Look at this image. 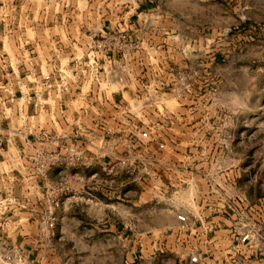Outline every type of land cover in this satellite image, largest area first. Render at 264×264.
I'll use <instances>...</instances> for the list:
<instances>
[{"label":"crops","instance_id":"0c3cea01","mask_svg":"<svg viewBox=\"0 0 264 264\" xmlns=\"http://www.w3.org/2000/svg\"><path fill=\"white\" fill-rule=\"evenodd\" d=\"M108 1L132 8L122 10L121 21L107 18V26L93 31L90 22L96 18V0H0V196L16 201L0 217V240L8 247H21L29 264H53L60 258L61 244L56 240L64 238V225H72V246L77 248L86 245L82 234L103 231L113 242L119 262L127 263L124 228L129 225L130 204L139 215L147 207L171 214L168 223L152 224L168 225L160 229L174 230L180 223L177 215L186 214L185 231L175 230L169 239L176 248L193 239L205 247L228 226L219 216L225 209L212 202L214 196L207 194L193 169L199 161L186 152L203 146L197 135L212 132L208 118L215 113L211 114L208 102L214 93L200 79L191 82L179 98L174 92L170 48L160 45L162 34L171 37L174 30L166 32L158 23L167 20L175 26L180 20L157 5L143 7L140 0L102 2L107 6ZM84 22L87 26L82 29ZM117 25L129 30L134 45L124 56L97 54L101 71L93 79L84 70L88 39L101 37ZM145 40L147 46L142 45ZM201 54L216 64L222 56L208 47ZM47 73L66 75L68 91L48 90L43 83ZM36 90L41 99L38 107ZM173 100L172 107L165 105ZM159 101L161 110L155 106ZM145 126L157 134L146 142L141 137ZM11 128L23 134L8 136ZM38 150L49 159L41 170L32 161ZM180 185L197 187L191 197L193 209L173 204L174 189ZM52 200L58 205L52 207L55 226L49 227L47 210ZM140 220L132 225H143ZM205 223H214V236L203 233ZM234 229L239 248L257 249V237L241 242V227ZM106 245L112 257L111 244ZM259 261L264 264V255Z\"/></svg>","mask_w":264,"mask_h":264},{"label":"rangeland","instance_id":"374dc122","mask_svg":"<svg viewBox=\"0 0 264 264\" xmlns=\"http://www.w3.org/2000/svg\"><path fill=\"white\" fill-rule=\"evenodd\" d=\"M102 1L95 2L96 18L90 22L93 31L107 26V18L115 17L119 21L122 10L132 8L115 6L110 1L106 6ZM128 1L135 3V0ZM140 1L144 3L143 7L157 5L180 20L175 26L167 20L158 23L166 32L174 30L169 33L171 37L162 34L160 45L161 49L170 48L172 57L169 63L173 69L176 95L183 97L189 84L200 79L206 80L208 90L214 93L210 95L213 101L208 102L211 114L212 111L215 113L213 118L211 115L208 118L212 132L201 135L203 140L197 135L196 139L200 143L203 141V146L186 152L199 161L200 165L193 169L200 174L207 194L214 196L212 202L225 209L219 216L228 226L216 241L205 247L193 239L176 248L171 246V234L175 230L185 231L187 221L180 222L174 230L160 229L168 225L152 224L168 223L171 214L147 207L139 215L136 206L130 204L129 225L124 228L128 239L127 263L119 262V254L113 251L115 246L109 241L107 232H104L106 235L98 230L90 236L82 234L81 242L84 238L86 245L81 244L77 248L72 246V225H64V238L56 240L62 251L53 264H192L189 261L192 254L198 255L205 264H262L259 258L264 255V228L258 225H264V0ZM85 25L84 22L82 29L86 28ZM181 33L186 37H181ZM146 42L142 45L147 46ZM203 47L222 52L217 64L203 59ZM155 104L161 110L162 102ZM175 104L173 100L165 105L172 107ZM145 129L151 136L150 140L154 139L157 135L155 130L148 126ZM131 184L136 187L134 182ZM66 187L63 190H68ZM143 189L149 190L148 187ZM174 191L177 192L172 198L174 205L193 209L191 197L197 191L196 186L186 189L180 185ZM139 217L143 221L139 223L143 225H132ZM213 225L205 223L203 233L214 236L211 232L215 230ZM237 225L241 227V236L248 233L249 240L253 235L257 237L255 251L237 246L233 240L236 236L234 226ZM114 232L115 228L112 236ZM90 237L92 243L88 244ZM106 244H111L112 257L107 253L110 247Z\"/></svg>","mask_w":264,"mask_h":264},{"label":"built area","instance_id":"2783aa9c","mask_svg":"<svg viewBox=\"0 0 264 264\" xmlns=\"http://www.w3.org/2000/svg\"><path fill=\"white\" fill-rule=\"evenodd\" d=\"M133 43L134 42L131 41L129 30L127 28L119 27L118 25L113 30L104 33L101 37L91 36L87 42L88 52L84 61V70L88 69L90 76L93 79H98L101 68L98 66L96 58L97 54L108 55L111 52H117L124 56L130 47L134 45ZM43 83L48 90L54 89L56 94L66 92L69 89L68 77L60 73H57L55 76L50 73L44 74ZM40 100L39 91H34V103L37 107L41 105ZM16 134H23V132L17 128H11L7 131L8 136H14ZM43 136L50 141V138L46 134ZM141 137L150 140L151 136L147 130H144L141 132ZM159 147L163 148V143H160ZM68 150L71 152L73 151L72 153H74L72 147ZM48 160L49 159L45 157L41 150H38L36 155L32 158L35 167L39 170L45 167ZM121 162L124 163V161ZM52 202L51 208L47 210L49 215L48 225L50 226L53 224L52 207L58 205L57 200H52ZM14 204H16V201L11 196H0V217L10 211ZM177 219L184 223L187 221V216L184 213H179ZM249 236L248 233L243 234L241 236V241L249 240ZM189 261L192 264H205L201 262L199 256L195 254L190 255ZM0 264H28V261L27 256L21 247H8L4 240H0Z\"/></svg>","mask_w":264,"mask_h":264}]
</instances>
